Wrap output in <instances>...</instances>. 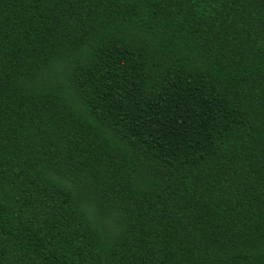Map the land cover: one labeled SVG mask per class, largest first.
I'll return each instance as SVG.
<instances>
[{
    "label": "trees",
    "instance_id": "16d2710c",
    "mask_svg": "<svg viewBox=\"0 0 264 264\" xmlns=\"http://www.w3.org/2000/svg\"><path fill=\"white\" fill-rule=\"evenodd\" d=\"M0 264H264V0H0Z\"/></svg>",
    "mask_w": 264,
    "mask_h": 264
}]
</instances>
